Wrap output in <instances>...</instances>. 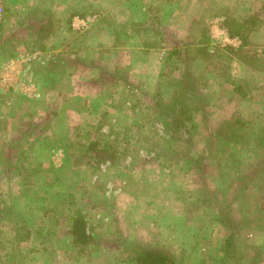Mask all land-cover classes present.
Wrapping results in <instances>:
<instances>
[{"label": "rangeland", "instance_id": "rangeland-1", "mask_svg": "<svg viewBox=\"0 0 264 264\" xmlns=\"http://www.w3.org/2000/svg\"><path fill=\"white\" fill-rule=\"evenodd\" d=\"M3 1L0 58L43 52L46 61L34 64L40 98L0 93L1 264H136L141 247L176 264H264V179L236 174L258 149L232 140L235 163L206 160L228 122L264 123V0ZM135 10L150 15L147 29L129 26L126 42L117 28ZM93 15L105 16L84 33L72 28ZM250 16L253 30L238 26ZM185 73L201 79L195 126L174 140L155 109ZM206 189L227 190L230 227ZM74 215L93 236L83 252ZM20 228L29 240L16 241ZM228 235L235 256L221 260Z\"/></svg>", "mask_w": 264, "mask_h": 264}, {"label": "trees", "instance_id": "trees-1", "mask_svg": "<svg viewBox=\"0 0 264 264\" xmlns=\"http://www.w3.org/2000/svg\"><path fill=\"white\" fill-rule=\"evenodd\" d=\"M256 18L250 16L248 20L244 22V25H238L242 27L243 29L246 28V30H253L252 26L254 24V20ZM137 25V24H136ZM251 25V26H250ZM134 28L136 30H146V25H138L139 28L136 27L133 24ZM50 26H42V29L45 30L49 28ZM41 29V28H40ZM122 37L125 40L132 41V37H128L126 39L124 35L122 34ZM129 44V43H128ZM132 44V43H131ZM130 45V44H129ZM180 52H175V55L178 57H181ZM187 57L190 58V54H187ZM169 62H171V57L169 56ZM186 62V61H185ZM170 63H167V66L169 67ZM169 74V73H167ZM164 77L165 74H161L160 77ZM161 77V78H162ZM198 79V78H197ZM195 80V77H193V74L191 73H185L181 79H179L175 85L174 89V97L172 102L165 103L163 101H158L156 104L155 112L160 118V120L165 124V126L170 129L172 138L174 140L181 139L183 135L190 133V128L195 126L194 120H195V113L197 112V106L198 103L195 99V94L198 88V82L201 80L200 78L198 80ZM176 80H174L175 82ZM236 90V89H235ZM192 93V96H189L188 94ZM188 95V96H187ZM202 107V104H199ZM199 108V107H198ZM171 116L172 119H169L168 117ZM227 123V122H226ZM225 123V124H226ZM219 131V134L216 136L217 141H219L218 144L214 143V147L210 145V151L206 157V160H210L214 157L219 160H224L226 162L233 161L232 163L236 162V156L231 154V150L229 149L232 146V140L236 142H242L240 144H245L250 146L252 154L255 150L258 149L257 160L253 162H249L247 165L243 167L241 170L240 168L236 171V174H239L237 180L239 182H245L248 184L253 178L255 180H259L263 182L264 179V123L262 126L259 127V130H255L254 122L251 120H247L242 117H236L233 121L228 122L226 125H224ZM183 139V138H182ZM212 139V137L210 138ZM253 139V142L249 143ZM234 143V144H235ZM93 145V144H92ZM91 145V146H92ZM96 145H94L95 147ZM258 146V148H256ZM213 147V148H211ZM102 151H100L101 153ZM95 153V152H94ZM97 154V153H96ZM219 156V158L217 157ZM221 157V158H220ZM103 158H107L103 156ZM201 169V168H200ZM262 189V188H260ZM227 191V190H226ZM226 191H217L210 192L207 189L205 190V193L207 194H214L212 196L219 197V200H216L215 203H217L218 208V220L226 227H230L232 225V212L229 211L230 204L233 202L228 203V197H226ZM205 198V196H203ZM243 197L238 196L236 200L239 201V199ZM225 201V204L223 203ZM232 201V200H231ZM201 203H205L201 201ZM234 206V204H233ZM236 206V208H238ZM4 215H7V206L4 205L1 208L0 205V218ZM69 221H71V230L70 235L72 237V241L75 246H79L81 249L80 251L83 252L85 248H87L90 244L93 243V236L91 234L87 233V222L86 218L81 215H74L68 218ZM20 232L16 236L17 242H24L30 239V232L29 231H23L22 228H20ZM236 243H234V237L233 235H228L227 238H225L222 248H221V254L220 259L226 260V258L230 256H235V248ZM241 258L240 256L236 257V260ZM134 261L136 264H176L173 257L166 253L163 250L160 249H145V248H139L134 256ZM237 262V261H236ZM238 263V262H237ZM236 263V264H237ZM1 264V262H0ZM235 264V263H233Z\"/></svg>", "mask_w": 264, "mask_h": 264}, {"label": "built area", "instance_id": "built-area-1", "mask_svg": "<svg viewBox=\"0 0 264 264\" xmlns=\"http://www.w3.org/2000/svg\"><path fill=\"white\" fill-rule=\"evenodd\" d=\"M99 18L100 15L74 17L72 28L80 33L85 32ZM5 20L4 1L0 0V34ZM225 36L227 44L233 46L241 45L239 38L231 40L229 36ZM45 61L46 57L43 52L21 53L9 59L0 58V93L6 94L14 90L22 92L28 98H40L39 84L34 78V64L36 62L45 64Z\"/></svg>", "mask_w": 264, "mask_h": 264}, {"label": "crops", "instance_id": "crops-1", "mask_svg": "<svg viewBox=\"0 0 264 264\" xmlns=\"http://www.w3.org/2000/svg\"><path fill=\"white\" fill-rule=\"evenodd\" d=\"M134 4V3H133ZM135 5H137V4H134V7H133V9H132V11H134V9H139V8H136V6ZM72 8V7H71ZM115 9V8H114ZM135 10V12L133 13V12H131V14L128 16V17H126V19L125 18H123V20H122V22H123V24H125L124 26L122 25V27H118L117 28V32H118V34L120 35V36H122V34L124 35V37L126 38V39H128V37H132V28H130L129 26H131V25H133V23H134V25H139L140 23H145V21L148 19L149 20V16L150 15H146V11H144V14H143V12L141 13V11H140V14H139V12L138 11H136ZM125 11H127V8H126V10ZM120 13H122V12H120ZM142 14V15H141ZM117 15H119V14H117ZM140 15V16H139ZM75 16V15H74ZM105 15H103V16H100V18H99V20L100 19H102L103 17H104ZM148 16V17H147ZM72 20V19H71ZM98 20V21H99ZM84 33V32H83ZM126 42H128V40H126ZM127 45H126V47H125V49H134L135 50V48H136V46L138 45V43L136 44V46H132V47H129L130 45L128 44V43H126ZM131 45H134L133 43L131 44ZM138 49H137V52L138 53H143L142 51V49H145V48H140V46L139 47H137ZM130 51V50H129ZM147 51H145V53H146Z\"/></svg>", "mask_w": 264, "mask_h": 264}]
</instances>
